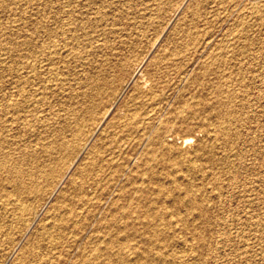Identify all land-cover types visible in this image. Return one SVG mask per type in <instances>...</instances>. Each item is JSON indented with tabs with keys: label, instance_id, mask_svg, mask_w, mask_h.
I'll use <instances>...</instances> for the list:
<instances>
[{
	"label": "rangeland",
	"instance_id": "obj_1",
	"mask_svg": "<svg viewBox=\"0 0 264 264\" xmlns=\"http://www.w3.org/2000/svg\"><path fill=\"white\" fill-rule=\"evenodd\" d=\"M49 1L0 0V264H264V0Z\"/></svg>",
	"mask_w": 264,
	"mask_h": 264
},
{
	"label": "bare ground",
	"instance_id": "obj_2",
	"mask_svg": "<svg viewBox=\"0 0 264 264\" xmlns=\"http://www.w3.org/2000/svg\"><path fill=\"white\" fill-rule=\"evenodd\" d=\"M51 1V0H50ZM49 1V2H50ZM68 1V0H67ZM73 1V0H72ZM76 1V0H75ZM87 1V0H86ZM102 1V0H101ZM48 2V1H47ZM62 2V1H61ZM63 2H65V0L63 1ZM93 2V1H92ZM88 4V3H87ZM86 4V5H87ZM64 5V4H63ZM89 5H91L90 4V2H89ZM95 5V4H94ZM83 6V5H82ZM77 7V6H76ZM84 7V6H83ZM98 7V6H97ZM67 8V7H66ZM79 8V7H78ZM63 9H64V7H63ZM77 9V8H76ZM50 10V9H49ZM69 10V9H68ZM44 11V10H43ZM56 11V10H55ZM63 11V10H62ZM66 11V10H65ZM64 11V12H65ZM60 12V11H59ZM71 12V11H70ZM78 13V12H77ZM62 14V13H61ZM68 14V13H67ZM44 16H46V15H44ZM43 17V16H42ZM65 17V16H64ZM44 18V17H43ZM49 18V17H48ZM61 18V17H60ZM45 19V18H44ZM43 20V19H42ZM62 20V19H61ZM88 20V19H87ZM64 21V20H63ZM67 21V20H66ZM73 21V20H72ZM80 21V20H79ZM43 22V21H42ZM53 22V21H52ZM44 23H46V22H44ZM68 23V22H67ZM81 23V22H80ZM43 24V23H42ZM66 24V23H65ZM69 24H71V23H69ZM55 25V24H54ZM53 25V26H54ZM83 25V24H82ZM80 26H81V24H80ZM50 27V26H49ZM57 27H59V26H57ZM63 27V26H62ZM61 27V28H62ZM82 27V26H81ZM43 28V27H42ZM45 28V27H44ZM44 28H43V30H44ZM52 29H53V27H51ZM50 28V29H51ZM56 28V27H55ZM80 28V27H79ZM48 29V28H47ZM46 29V30H47ZM72 29V28H71ZM75 29V28H74ZM42 30V31H43ZM56 30V29H55ZM50 32L52 31V30H49ZM48 31V32H49ZM55 32V31H54ZM55 34V33H54ZM58 34H60V33H58ZM62 34V33H61ZM73 34V33H72ZM56 35H57V33H56ZM64 36H66V35H64ZM69 36V35H68ZM76 36H77V34H76ZM49 37V36H48ZM47 37V38H48ZM52 37V36H51ZM54 37V36H53ZM56 38V37H55ZM60 39H61V37H59ZM71 38H72V36H71ZM77 38V37H76ZM53 40L54 38H50V40ZM64 39V38H63ZM55 40V39H54ZM65 40V39H64ZM59 41V40H58ZM41 42V41H40ZM53 42V41H52ZM60 42V41H59ZM66 42V41H65ZM68 42V41H67ZM45 43H46V41H45ZM44 43V44H45ZM54 43V42H53ZM57 43V42H56ZM42 45H43V43H41ZM50 44V43H49ZM69 44V43H68ZM48 45V44H47ZM47 45H44V46H47ZM51 45H52V43H51ZM57 45H58V43H57ZM71 45V44H70ZM49 46V45H48ZM68 46V45H67ZM72 46V45H71ZM6 47V46H5ZM51 47V46H50ZM53 47H54V45H53ZM53 47L51 48V49H53ZM57 47V46H56ZM60 47V46H59ZM59 47H57L58 49H60ZM62 47H63V45H62ZM61 47V48H62ZM66 47V46H65ZM9 48V47H8ZM12 48V47H11ZM42 48V47H41ZM44 48V47H43ZM70 48V47H69ZM45 49H47V47L45 48ZM49 49V48H48ZM50 49V52L52 51H55L54 49L53 50H51ZM71 49V48H70ZM10 50V49H9ZM22 50V49H21ZM40 50V49H39ZM43 50V49H42ZM57 50V49H56ZM63 50H65V49H63ZM67 50H68V47H67ZM6 51V50H5ZM45 51H47V50H45ZM70 51H72V50H70ZM69 51V52H70ZM13 52H15V51H13ZM41 52V51H40ZM40 52H39V54H40ZM57 52H59L58 50H57ZM56 52V53H57ZM61 52V51H60ZM64 52V51H63ZM10 53V52H9ZM49 53V52H48ZM55 53V52H54ZM14 54V53H13ZM52 54V53H51ZM68 54H70V53H68ZM9 55V54H8ZM42 55V54H41ZM44 55H45V53H44ZM44 55H43V57H44ZM47 55V54H46ZM65 55V54H64ZM71 55H73V54H71ZM48 56V55H47ZM46 56V57H47ZM53 56V55H52ZM59 56V55H58ZM61 56H62V52H61ZM11 57V56H10ZM49 57H51V55H50V53H49ZM53 57H55V56H53ZM63 57V56H62ZM66 57H68V55H66ZM8 58V57H7ZM60 58V57H59ZM72 58V57H71ZM43 59H45V57L43 58ZM46 59H48V60H50L49 58H46ZM53 59V58H52ZM51 59V60H52ZM62 59V58H61ZM64 59H65V57H64ZM67 59V58H66ZM25 60V59H24ZM8 61V60H7ZM22 61V60H21ZM30 61V60H29ZM33 61V60H32ZM54 61V60H53ZM14 62V61H13ZM42 62H45V61H41V63ZM52 62V61H51ZM7 63V62H6ZM8 63H10V62H8ZM19 63V62H18ZM17 63V64H18ZM29 63V62H28ZM48 63H50V62H47V64ZM34 64V63H33ZM33 64H31V66L33 65ZM54 64V63H53ZM26 65H27V63H26ZM43 65V64H42ZM41 65V66H42ZM22 66V65H21ZM34 66V65H33ZM40 67V66H39ZM23 69V68H22ZM27 69H29V68H27ZM33 69V68H32ZM38 69V68H37ZM53 70V69H52ZM32 71V70H31ZM15 72V71H14ZM20 72V71H19ZM28 72V71H27ZM38 72V71H37ZM31 74H32V72H30ZM53 73V72H52ZM30 74V75H31ZM28 75V74H27ZM41 75V74H40ZM39 75V76H40ZM35 76V75H34ZM23 77V76H22ZM26 77V76H25ZM25 77H23V78H25ZM45 77H46V75H45ZM41 78V77H40ZM15 79L17 80V78L15 77ZM23 80H25V79H23ZM14 82H15V80H13ZM22 82V81H21ZM13 85V84H12ZM19 86V85H18ZM26 86V85H25ZM19 87H22V86H19ZM33 87V86H32ZM22 89V88H21ZM20 93V92H19ZM18 93V94H19ZM21 95V94H20ZM19 95V96H20ZM24 95V94H23ZM26 95V94H25ZM30 95V94H29ZM11 97V96H10ZM12 97H13V94H12ZM11 97V98H12ZM17 97H18V95H17ZM26 97V96H25ZM29 97H31V95L29 96ZM11 98H9V99H11ZM22 98H24V97H22ZM27 98H28V96H27ZM32 98V97H31ZM14 99H16V98H14ZM26 99V98H25ZM12 102V101H11ZM18 102V101H17ZM16 102V103H17ZM2 103V102H1ZM1 103H0V105H1ZM6 103V102H5ZM16 103L15 104H13V105H11L10 104V106H12L13 108L14 107H16ZM27 104V103H26ZM29 104H31V103H29ZM6 105V104H5ZM18 106H19V104H17ZM1 106H3V105H1ZM9 106V105H8ZM17 106V107H18ZM24 106V105H23ZM6 107V106H5ZM28 107L29 106H27L26 108L28 109ZM1 108V107H0ZM24 108V107H23ZM4 109V108H3ZM20 109H21V107H20ZM7 110H8V108H7ZM16 110V109H15ZM28 112V111H27ZM12 113V112H11ZM18 113V112H17ZM17 115V114H16ZM1 117V116H0ZM22 117V116H21ZM12 118H14V117H12ZM5 119V118H4ZM10 121V120H9ZM219 125V124H218ZM220 128V127H219ZM216 134V133H215ZM191 139V137L190 136H185V137H183V139H182V142L183 143H187V142H189V140ZM192 140V139H191ZM189 144H190V142H189ZM188 144V145H189ZM191 146V145H190ZM195 149V148H194ZM196 150H198L199 151V149H196ZM195 151V150H194ZM194 153V152H193ZM188 154V153H187ZM190 154V153H189ZM194 156H195V154H194ZM193 156V157H194ZM192 157V156H191ZM187 159V158H186ZM187 160H189V159H187ZM192 160V159H191ZM190 161V160H189ZM192 162V161H191ZM188 163H190V162H188ZM187 163V164H188ZM1 164V163H0ZM231 164H233V163H231ZM190 166V168H194L195 170H196V168H199L200 167V165H199V167L197 166V164H194V162L191 164L190 163V165H188V167ZM197 166V167H196ZM187 167V168H188ZM186 168V169H187ZM201 168V167H200ZM50 169H52V168H50ZM193 171V170H192ZM187 172H188V170H187ZM154 173V172H153ZM39 174V173H38ZM50 174V173H49ZM38 176V177H37ZM151 176V175H150ZM36 178H37V181L36 182H34V184H32V185H27V184H23L22 186H21V188H19V190L23 193V194H25L26 195V199H24V201H26V204L24 205V203L22 204V205H19L18 207H16V210H17V213H16V217H18V219H19V216L20 217H22L23 216V214H25V212H27L28 211V208H29V205L27 204V203H31L32 201H33V199H34V197H36L37 195H39L40 194V192H41V190H44V189H42V186L40 185V184H42V183H44V181H45V178H44V174H39V175H36ZM209 178V177H208ZM40 181H41V183H40ZM31 182V181H30ZM45 183H46V181H45ZM14 187H16V186H14ZM162 187V186H161ZM193 187V186H192ZM196 187V186H195ZM14 189V188H13ZM17 189V188H16ZM190 189V188H189ZM228 189V188H227ZM162 190V189H161ZM168 190V189H167ZM191 190V189H190ZM189 190V191H190ZM193 190H194V188H193ZM17 191V190H16ZM135 191V190H134ZM165 191V190H164ZM197 191V190H196ZM138 192V191H137ZM136 192V193H137ZM187 192V191H186ZM191 192V191H190ZM195 192V191H194ZM200 192V191H199ZM169 193H170V191H169ZM184 193V192H183ZM219 193V192H218ZM248 193V192H247ZM185 194V193H184ZM188 194H189V192H188ZM193 194H195V193H193ZM18 196H20V195H18ZM183 196V195H182ZM15 198V197H14ZM140 198V197H139ZM187 198V197H186ZM200 198V197H199ZM225 198V197H224ZM21 199V198H20ZM43 199V198H42ZM138 199V198H137ZM190 199V198H189ZM181 200H183L182 199V197H181ZM138 201V200H137ZM184 202H186L185 200H183ZM189 201V200H188ZM188 201L186 202L187 204H188ZM191 201H192V199H191ZM12 202V201H11ZM145 202V201H144ZM174 202V201H173ZM197 202V201H196ZM200 202V201H199ZM21 203V202H20ZM221 203V202H220ZM190 204V203H189ZM194 204V203H193ZM134 205V204H133ZM136 205V204H135ZM141 205V204H140ZM139 205V206H140ZM127 207V206H126ZM195 207V206H194ZM149 208V207H148ZM150 210H151V208H149ZM133 210H134V208H133ZM153 210V209H152ZM151 210V211H152ZM31 211V210H30ZM29 211V212H30ZM154 211H156V210H154ZM165 211V210H164ZM157 212V211H156ZM155 212H153V214H154ZM31 214V213H30ZM147 214H152V212L151 213H147ZM163 214V213H162ZM171 214V213H170ZM183 214V213H182ZM27 215V214H26ZM184 215V214H183ZM190 215V214H189ZM147 216V215H146ZM170 216V215H169ZM180 216H181V214H180ZM179 216V217H180ZM152 217L153 216H151L150 215V217H149V219H152ZM158 217V216H157ZM77 218V217H76ZM137 218V217H136ZM145 218V217H144ZM154 218V217H153ZM161 218H163V216L161 215ZM176 218V217H175ZM184 218V217H183ZM186 218V217H185ZM49 219V218H48ZM63 219V218H62ZM78 219V218H77ZM138 219V218H137ZM155 219V218H154ZM169 219H171V218H169ZM147 220V219H146ZM156 220V219H155ZM158 220V219H157ZM161 220V219H160ZM168 220V219H167ZM162 221V220H161ZM178 221V220H177ZM159 222V221H158ZM179 222V221H178ZM12 223V222H11ZM165 223V222H164ZM184 224V223H183ZM114 226V225H113ZM146 226V225H145ZM166 226V225H165ZM13 227V226H12ZM156 227V226H155ZM61 230V229H60ZM262 230H264V229H262ZM159 233V232H158ZM153 235V234H152ZM154 236V235H153ZM52 238V237H51ZM56 243V242H55ZM163 255V254H162ZM55 257V256H54ZM155 257H158V256H155ZM159 258V257H158ZM39 259V258H38ZM154 259V258H153ZM54 261V260H53ZM109 261V260H108ZM156 261V260H155ZM141 263V262H140ZM144 263V262H143ZM139 264V263H138Z\"/></svg>",
	"mask_w": 264,
	"mask_h": 264
}]
</instances>
